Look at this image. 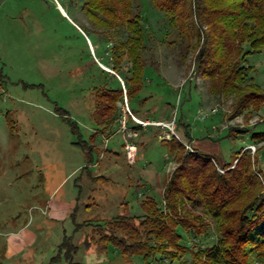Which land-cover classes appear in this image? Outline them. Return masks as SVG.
Instances as JSON below:
<instances>
[{"label":"rangeland","instance_id":"1","mask_svg":"<svg viewBox=\"0 0 264 264\" xmlns=\"http://www.w3.org/2000/svg\"><path fill=\"white\" fill-rule=\"evenodd\" d=\"M241 1L192 0L193 13L187 24L197 28L201 39L198 47L189 49L190 37L154 0H135L128 16L141 17L146 70L139 95L130 100L124 81L115 72L119 68L130 74L127 51L114 61L110 52L116 41L127 40L126 25H119L107 40L100 36L105 28L84 12L83 0H0V264H47L65 234L73 236L79 246L75 261L81 264H169L160 255L149 262L137 255L126 260L113 245L106 251H100L98 244L87 249L84 242L93 227L75 231L70 213L56 219L52 211L61 202L72 209L77 196L78 222L107 219L126 210L140 215L141 201L147 195L163 206L165 182L177 166L163 142L169 139L163 124L173 120L182 119L191 136L187 138L184 127L176 122L181 139H171L212 155L221 172L242 150L254 160L256 150L250 145H255L260 149L256 174L264 184V142L252 144L251 133L242 135L237 130L229 137L231 127L264 131V102L248 103L237 112L238 98L249 89L245 85L256 82L264 88V50L242 58L250 49L246 40L251 31L256 30L251 37L264 32V11L247 13ZM210 16L219 20L218 27L227 29L228 36L229 30L236 31L239 48L226 51L225 61H240L250 69L248 77L254 78L238 84L246 88L237 96L225 93L219 78H209L198 69L196 57L205 36L214 33L208 24ZM222 40L217 39L216 45H222ZM119 81L124 96L116 103L118 119L127 96L136 116L156 124L123 132L118 119L107 129L97 122V91L120 89ZM92 142L95 146L88 155L80 145ZM132 143L136 146L131 155L136 151L130 157L128 145ZM115 149L119 155L112 153ZM191 210L202 213L201 208ZM207 220L214 232V222ZM180 232L194 251L215 237L199 239L188 237L183 229ZM10 237L24 247L19 254L6 257ZM247 258V264H264V257L256 260L249 254ZM192 260L188 252L183 261L173 264H191ZM55 264L68 263L63 259Z\"/></svg>","mask_w":264,"mask_h":264},{"label":"trees","instance_id":"2","mask_svg":"<svg viewBox=\"0 0 264 264\" xmlns=\"http://www.w3.org/2000/svg\"><path fill=\"white\" fill-rule=\"evenodd\" d=\"M83 2L84 12L88 13L95 23L105 28L100 33L102 38L111 40L114 35L112 31L119 25H126L127 40L116 41L110 52L114 61V58L117 60L122 58L124 51H127L131 75L119 68L115 71L117 61L113 63V70L124 81L129 99L134 100L143 87L146 70V61L142 55L146 50V36L141 17L128 16L135 7V0H83ZM154 2L170 16L171 22L174 21L175 24L178 22L177 26L181 32L187 33L186 35L190 37L187 48L198 47L201 34L196 27L187 24L193 13L192 0H154ZM138 6L136 8H139ZM240 7L247 13L261 12L264 11V0H242ZM215 18L213 16L208 18V24L212 26L214 33H207L205 36V43L196 57L198 69L209 78H219V84L227 94L234 92L237 96L241 88H246L245 86L249 88L242 97L238 98L237 112L240 113L248 103L264 102V88L258 86L256 82L254 86L238 87L240 82L254 78L248 77L250 69L240 65V61H225L226 51L230 53L239 48L238 45L236 47V31L229 30L228 36L227 29L219 28V20ZM251 32L249 40H246L250 49L242 54L243 59L249 53L264 50V32L255 37L251 36L256 30ZM194 38H197V43L194 42ZM217 39H223V46L220 42L216 45ZM227 63L230 65L227 66ZM113 76L120 80L116 75ZM120 85H122L120 89L100 88L95 95L97 107L94 116L106 129L116 123L119 117L116 103L124 96L121 82ZM131 121L137 125L133 119ZM176 122L179 128L184 127L183 133L189 138L191 135L182 119ZM236 130L242 135L251 133L252 144L264 142V131L247 128L239 130L231 127L229 137H232L233 131ZM92 140L94 142L93 137ZM93 142L80 145L88 155L95 146ZM163 142L170 156L177 162V166L164 185L163 206L155 197L147 195L141 201L140 215H132L126 210L111 218L84 222L77 221L76 206L71 213V218L75 222V231L85 226L93 227L91 236L84 242L85 248L89 249L91 245L98 244L100 251H106L110 245H113L126 260L137 255L149 262L150 259L160 255L168 259L169 264L183 261L188 252H191L193 257L191 264H247L249 254H253L256 260H263L264 184L255 169L256 157L260 149L255 151V161L250 152L242 150L232 163L223 165L225 172H221L212 155L200 153L196 149L190 152L182 141L174 138L163 139ZM88 161L91 163L93 160L88 158ZM125 205L123 204L124 207ZM196 208H201L202 213H194L191 210ZM207 218L214 222V232ZM180 229H183L188 237L199 239L215 237L208 246L194 251L185 242ZM78 251L79 246L74 243L73 236L65 234L58 252L47 264H55L63 259L68 264H81L75 261Z\"/></svg>","mask_w":264,"mask_h":264},{"label":"built area","instance_id":"3","mask_svg":"<svg viewBox=\"0 0 264 264\" xmlns=\"http://www.w3.org/2000/svg\"><path fill=\"white\" fill-rule=\"evenodd\" d=\"M126 103V106L124 105L123 109H122V114L120 116V118L118 119L119 121V124H120V130L123 131V132H126V131H129L130 130V126H129V119H133V121H135V123H137V125L141 126V127H148V126H151L153 124H156V122L154 121H151L149 119L147 120H144L138 116H136L132 109L130 108L129 106V103H128V99H127V96L125 97V101ZM166 126V128L168 129V137L169 139H171L172 137H176L178 139H181L180 136L177 134L176 132V122L175 120H173L172 122L170 123H167V124H163ZM130 132V131H129ZM130 135H137L136 132H132ZM129 147V156L130 157H133L135 156V151H134V154L131 155L132 151H133V148H135V146L133 145H128ZM250 148L255 151L256 150V146L255 145H250ZM189 151L190 152H194L195 150L192 148V147H188Z\"/></svg>","mask_w":264,"mask_h":264},{"label":"crops","instance_id":"4","mask_svg":"<svg viewBox=\"0 0 264 264\" xmlns=\"http://www.w3.org/2000/svg\"><path fill=\"white\" fill-rule=\"evenodd\" d=\"M120 79H121V77H120ZM116 122H117V120H116ZM129 122H130L129 125H130L131 128L140 127L139 125H135L131 120ZM132 142H134V141H132ZM124 145H125V143L122 146V150L124 148ZM132 145L136 146V144H133V143H132ZM111 151H113L112 153H115L117 155L120 154L119 151L116 150V149L115 150H111ZM78 200H79V197L77 196L74 199V201H72V203H71L73 205L72 209H71V206L69 207V204L66 205V204H64L62 202H61V204L53 205L52 214L54 215V217H56V219H65L66 217H68L69 213H70L69 215L71 216V213L76 208V206L78 207ZM73 223L75 224L74 221H73ZM6 244H7L6 245V249H5L6 251L4 250V253H5L6 257H11V256H14L16 254H19L23 250V247H24L23 244L18 239H16L15 237H10V239L7 241Z\"/></svg>","mask_w":264,"mask_h":264}]
</instances>
